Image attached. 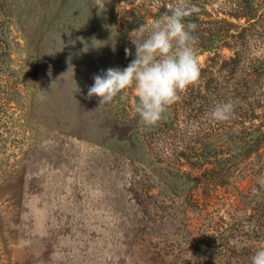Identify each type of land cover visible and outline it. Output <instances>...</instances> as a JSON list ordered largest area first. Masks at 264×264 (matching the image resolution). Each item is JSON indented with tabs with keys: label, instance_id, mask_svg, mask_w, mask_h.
Masks as SVG:
<instances>
[{
	"label": "rangeland",
	"instance_id": "rangeland-1",
	"mask_svg": "<svg viewBox=\"0 0 264 264\" xmlns=\"http://www.w3.org/2000/svg\"><path fill=\"white\" fill-rule=\"evenodd\" d=\"M128 2L0 0V264H251L264 248L263 143L207 142L202 119L153 136L134 88L87 98Z\"/></svg>",
	"mask_w": 264,
	"mask_h": 264
},
{
	"label": "trees",
	"instance_id": "trees-1",
	"mask_svg": "<svg viewBox=\"0 0 264 264\" xmlns=\"http://www.w3.org/2000/svg\"><path fill=\"white\" fill-rule=\"evenodd\" d=\"M177 2L159 0L157 7L156 0H130L127 3L129 9H125L122 15L113 16L116 34L123 39L119 60L113 68L123 70L135 59L133 40L142 42L148 34L141 33L140 27L147 28L153 20L166 13L170 15L169 6L174 7ZM187 2L196 9L186 18V22L198 25L193 33L198 38L195 45L198 55L207 53L204 64H200V82L182 93L181 100L172 105L156 125H146L140 117L137 119L138 124L141 123L151 135L160 136L164 129L174 126L189 128L191 121L197 123L202 119L207 142L222 132L231 133L229 137L239 142L249 140L255 147L264 144V30H260L264 18V0ZM222 4L229 6L228 12L217 9ZM126 48L131 55H126ZM224 49H228L231 55L224 56ZM229 100L235 106L232 118L227 122L213 121L210 114L214 107Z\"/></svg>",
	"mask_w": 264,
	"mask_h": 264
},
{
	"label": "clouds",
	"instance_id": "clouds-1",
	"mask_svg": "<svg viewBox=\"0 0 264 264\" xmlns=\"http://www.w3.org/2000/svg\"><path fill=\"white\" fill-rule=\"evenodd\" d=\"M108 2L94 0V7L103 12ZM155 6L159 7V0ZM169 7L170 15L166 13L153 20L147 28L140 27L141 33H148L147 37L142 42L133 40L135 59L126 68L110 67L105 74L93 77L94 85L88 89L87 98L98 97L99 106L107 105L118 96L124 99L126 90L134 88L137 97L134 110L151 126L160 122L168 109L181 100L182 93L200 82L201 67L195 47L198 38L193 35L198 25L186 22L196 9L187 0H178L174 7ZM125 53L131 55L127 48ZM234 107L231 100L217 104L211 119L229 121ZM251 264H264V248L254 253Z\"/></svg>",
	"mask_w": 264,
	"mask_h": 264
}]
</instances>
